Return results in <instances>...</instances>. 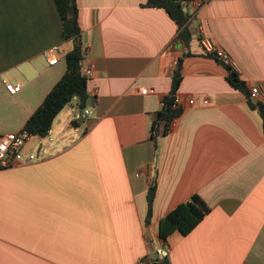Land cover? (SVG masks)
<instances>
[{
	"label": "crops",
	"instance_id": "obj_1",
	"mask_svg": "<svg viewBox=\"0 0 264 264\" xmlns=\"http://www.w3.org/2000/svg\"><path fill=\"white\" fill-rule=\"evenodd\" d=\"M145 2L76 0L82 65H92L90 113L74 99L76 113L65 106L47 136H34L43 140L37 160L0 168V264H146L149 244L170 264H264L262 119L200 46L208 38L226 52L264 104V0H202L196 11L188 3V50L169 15ZM52 46L64 56L49 65ZM72 48L54 0H0V135L23 129ZM180 57L175 96L195 104L154 140L152 120ZM5 82L20 90L10 94ZM192 196L208 214L187 235L170 234L164 248L159 220Z\"/></svg>",
	"mask_w": 264,
	"mask_h": 264
},
{
	"label": "trees",
	"instance_id": "obj_2",
	"mask_svg": "<svg viewBox=\"0 0 264 264\" xmlns=\"http://www.w3.org/2000/svg\"><path fill=\"white\" fill-rule=\"evenodd\" d=\"M191 0H146L143 7L163 9L177 25L176 39L182 42L188 50L192 39L189 29V14L183 9L187 7ZM61 21V34L64 41L75 40L73 48L65 54L66 71L55 83L48 94L45 96L41 105L27 119L23 130L31 136L45 137L51 130L54 118L60 111L70 104L74 99L77 103L79 112H83L88 104L87 78L83 75L84 56L82 54L80 28L77 16L78 8L76 0H54ZM185 52L183 56H188ZM220 63L217 59L210 55ZM182 57L176 59L171 75L170 90L161 100L160 109L154 114L150 129V136L156 139L160 136L161 127L165 130L170 123L180 116L181 107L174 105V98L181 81ZM221 64V63H220ZM222 65V64H221ZM223 66V65H222ZM227 70L226 80L237 91L242 93L248 101L251 109L258 112L262 119V129L264 132V104L260 101L253 102L249 98V91L245 82L239 74L230 67L224 66ZM71 125H79L78 120H72ZM156 190V180L152 178L146 193V216L145 225L149 224L152 215V205ZM209 207L198 197L192 196L189 200L179 203L171 211L165 214L158 223V238L165 248L167 238L174 231H178L185 236L208 214ZM146 264H170L168 256H163L156 263L147 262Z\"/></svg>",
	"mask_w": 264,
	"mask_h": 264
},
{
	"label": "built area",
	"instance_id": "obj_3",
	"mask_svg": "<svg viewBox=\"0 0 264 264\" xmlns=\"http://www.w3.org/2000/svg\"><path fill=\"white\" fill-rule=\"evenodd\" d=\"M189 3L192 4L193 9L196 11L201 5L202 0H191ZM200 46L205 55H210L217 59L223 66L230 67L233 71L237 72L236 65L230 58V56L221 49H218L208 38H202L200 40ZM82 54L85 56L87 48L83 45L81 46ZM60 55H63L59 49V46H52L44 52L48 64L53 65L57 62ZM83 75L90 79L92 73V65L83 64ZM238 73V72H237ZM5 88L10 94H15L20 90L19 84H12L10 82H5ZM249 98L252 101H259L261 97L260 88L257 85L250 86L248 88ZM207 103V101H203ZM195 102L190 99L182 106V102L179 97L175 96L174 105L177 107H184L186 105L192 106ZM89 110H84V114H89ZM31 135L21 129L17 132L1 134L0 135V168H7L11 166H16L20 164L31 163L38 158V153L27 152L25 150L28 145V140ZM136 264H144L142 260L137 261Z\"/></svg>",
	"mask_w": 264,
	"mask_h": 264
},
{
	"label": "rangeland",
	"instance_id": "obj_4",
	"mask_svg": "<svg viewBox=\"0 0 264 264\" xmlns=\"http://www.w3.org/2000/svg\"><path fill=\"white\" fill-rule=\"evenodd\" d=\"M65 110L67 111V110H69V112L70 111H73V112H77V109H76V105L73 103V105H67L66 106V108H65ZM78 114H77V119H78ZM76 119V120H77ZM42 144L43 143V140H39L38 138H36V137H34V136H31L30 138H29V140H28V145H29V148L31 149V152L32 153H36V150L38 149V146H39V144ZM44 149V148H43ZM43 149L41 150V153H40V155L41 154H43ZM38 159V158H37Z\"/></svg>",
	"mask_w": 264,
	"mask_h": 264
},
{
	"label": "water",
	"instance_id": "obj_5",
	"mask_svg": "<svg viewBox=\"0 0 264 264\" xmlns=\"http://www.w3.org/2000/svg\"><path fill=\"white\" fill-rule=\"evenodd\" d=\"M184 11L186 10L185 8L183 9ZM72 43H73V46H74V44H75V40H72ZM254 102V101H253ZM83 117V116H82ZM162 133V132H161ZM38 152H39V150H38ZM37 152V153H38ZM148 250H149V254H150V256H149V258H150V262L151 263H156L157 261H159L163 256H165L166 255V251L165 250H159L158 252H156V253H154L153 252V249L151 248V246H150V244H149V248H148Z\"/></svg>",
	"mask_w": 264,
	"mask_h": 264
}]
</instances>
